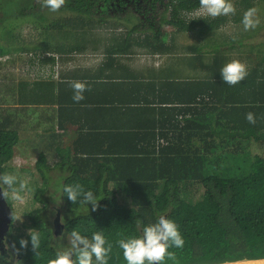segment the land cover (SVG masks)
<instances>
[{"label": "trees", "instance_id": "16d2710c", "mask_svg": "<svg viewBox=\"0 0 264 264\" xmlns=\"http://www.w3.org/2000/svg\"><path fill=\"white\" fill-rule=\"evenodd\" d=\"M232 2L234 14L194 20L190 14L199 7V0H65L57 11L98 17L103 23L109 17L120 16L116 14L118 11L131 10L138 22L115 40L110 53L127 54L136 45L154 52H170L172 48L168 41L171 35L165 26L206 41L205 37L219 33L227 25L241 23L247 10L257 11L260 5L264 6V0ZM5 5L0 2V10L6 14ZM15 9L18 15L20 10L37 9L41 12L49 8L42 6L41 0H31L24 7ZM39 17L44 19L42 15ZM70 22L71 30L79 32L84 28ZM53 26L62 28L65 25L55 23ZM246 35L247 32L242 31V41L236 38L227 41L231 45L229 49L213 46L212 41L191 47L193 58L186 63L202 73L197 80L182 77L177 79L182 82L179 84L174 83L171 74L166 75V93L170 95L176 91L182 111L192 115L184 118L181 126L175 123L176 130L164 132L165 125L158 127L154 123L140 133L110 132L101 138L106 149L87 153L108 157L72 164L74 170L64 178L63 185L79 183L85 190L102 195L104 198L96 210L86 215L78 214L82 205L79 201H70L62 191L68 217L63 224L60 221L64 227L58 229L50 222L52 211L45 197L47 188L38 187L34 200L40 206L29 212L28 220L32 230L40 233V246L37 250L32 248L29 234L14 237L12 224L6 243L9 255L0 250V264H47L57 250L70 246L73 230L89 237L94 231L102 230L113 244L108 264H126L116 241L128 235H140L142 226L138 228L136 220L141 219L142 224L154 223L157 213L161 212L175 221L185 241L183 248L169 249L174 253V259L166 258L164 264H225L264 259V157L249 158L251 156L246 154V160L242 157V162L235 157L234 167L225 173L207 171V157L220 144L217 138L222 143L229 140L264 142V43L258 47H246L243 42ZM236 41L242 46L248 74L238 84L228 85L219 72L226 62L232 60L230 53L237 49ZM47 47L45 45L42 51L49 52L51 49ZM86 47L65 45L50 52L74 53L84 51ZM244 49L248 51L247 58ZM10 52L0 47V57ZM49 90L54 96V89H49L45 82L33 86L23 82L18 103L61 106V97L58 102L55 98L47 100ZM249 112L255 114L254 124L246 119ZM1 115L0 174H5L15 158L19 136L12 116ZM173 125L171 122L170 126ZM161 139L167 144L161 145ZM92 141L88 140L89 143ZM89 161H96V166L90 165ZM239 166H242L240 170ZM88 168L95 173L84 176ZM35 169L47 185L52 167L48 165L45 153L39 154ZM112 182H115L116 190L110 188ZM190 186L201 190L198 199L185 194ZM7 201L11 205L8 198ZM58 215L59 212L56 219ZM22 239L29 241L26 247H21Z\"/></svg>", "mask_w": 264, "mask_h": 264}, {"label": "crops", "instance_id": "0c3cea01", "mask_svg": "<svg viewBox=\"0 0 264 264\" xmlns=\"http://www.w3.org/2000/svg\"><path fill=\"white\" fill-rule=\"evenodd\" d=\"M122 34L125 33H118L97 44L94 49L99 56L96 57L90 54L91 46L74 53L53 51L27 55L25 62L32 75L25 79L19 74L16 76L31 86L45 82L49 89H54V96L52 91L47 92V100L55 98L58 102L61 97L63 104L20 105L19 91L14 93L17 102L10 106L13 110L1 115H11L17 127L19 142L14 159L25 163L34 157L36 163L39 154L45 153L52 170L60 171L56 168L61 167L63 173L55 176L64 178L72 174V164L76 162L82 164L86 159L108 157L87 153L106 149L101 138L110 132L140 133L154 123L158 127L165 125L166 132L176 130L177 123L181 126L184 118L192 117L182 111L176 91L170 95L166 93L165 77L169 73L174 83L179 84L182 82L177 79L182 77L197 80L202 73L197 68L193 69L192 64L188 66L186 61L193 58L191 47L198 46L200 42L207 44V41L194 34L180 33L190 36L189 43H183V37L178 39L177 34L171 35L168 41L172 48L170 52H154L136 45L127 54L110 53L109 49ZM176 62L179 66H188L185 75L176 69ZM73 81L87 86L84 99L79 103L72 99ZM166 99L169 101L165 102ZM171 122L173 126H170ZM88 140L93 141L89 143ZM89 162L96 166V161ZM93 173L95 171L88 168L83 175ZM110 188L117 189L115 182L110 183Z\"/></svg>", "mask_w": 264, "mask_h": 264}, {"label": "rangeland", "instance_id": "374dc122", "mask_svg": "<svg viewBox=\"0 0 264 264\" xmlns=\"http://www.w3.org/2000/svg\"><path fill=\"white\" fill-rule=\"evenodd\" d=\"M0 2L2 5L6 3L5 8L8 13L5 14L4 10H0V47L11 51L8 55L13 57L8 63H0L1 114L12 111L13 109L10 106L17 102L14 93L19 91L22 77H17L16 75L19 74L20 76H23V79L32 75V73H29L30 70L25 62V59L31 55L30 53L36 55L51 53L50 51L52 49H55L56 47L58 49L60 46L65 45L69 47L91 46L92 49L90 48V50L92 51L90 54L92 57H96L99 56L98 51L96 52L94 49L97 44L100 42H106L107 39L118 33H126V31L130 30L134 23H136L133 21L129 24L127 21L117 19L100 23V19L96 17L91 18L69 11H52L50 9H45L41 12L37 9H32L30 11L24 10V12H21L22 10H20V13L18 12L17 15L15 8H19V6L20 8L24 7V5L30 3L31 0H0ZM32 3L34 2L32 1ZM40 15L44 17L43 20L40 19ZM255 18L260 21L255 28L245 30L242 22L237 25L229 24L219 33L214 32V34L205 37L207 38L206 41H212L213 46L216 45L219 47L221 45V47L229 49L228 46L230 47L231 45L227 41H230L232 38H236L237 41H242V31H244L247 32V35L243 39L246 47H258L260 44L264 43V6L260 5L257 8ZM69 21L73 22V25L76 27L84 26V28L79 30V32H76L73 29L71 30L72 26L69 24ZM55 23L65 26H62L63 29L60 27L58 28L57 26H53ZM164 28L170 33V35L177 34L178 39L183 37V43H189L190 39L188 41V37L190 36H187L188 34L177 33L173 27L165 26ZM185 37L187 38L185 39ZM237 41L234 43L237 49L232 51L230 55H232V59H238L245 64L246 61L242 57V46L240 42ZM45 45L48 46L47 48L51 49L49 52L42 51ZM244 51L245 57L247 58L248 51H246V49H244ZM175 67L180 73H182L181 75H185V71L188 70V66H185V64L179 66V62L175 63ZM6 105L8 106L7 108H5ZM222 137L224 138L226 136L222 135ZM217 141L220 143L219 146L214 150L212 155L207 157V171L209 172L215 170L220 173H225L228 169L234 167L233 164H235V157H239L241 162L243 161L242 157L244 161L246 160V154L251 156L249 158L255 156L264 157V142L229 140L222 143L220 139H217ZM34 159V157L29 158L25 163H21L20 159H14L5 172L17 174L21 179L27 180L32 189V191L24 193L25 198L22 202H16L8 198L14 210L15 218L12 228V235L14 237L27 235L30 230H32L28 220V214L33 209L40 206L38 203H35L34 200L35 192L38 187L46 186L47 188L45 197L50 202V209L52 211L50 214L51 224H54L58 212L60 213V221L62 224L64 223V219L68 217L65 213V203L62 196V187L65 177L55 176L63 173L60 169L61 167L59 166L60 168H56L61 172L53 169L48 173L46 185V181H43L41 177L37 175ZM241 168L242 166L239 170ZM200 192L201 190L197 186H190L188 190L185 191V194L189 197L192 196L195 199H198ZM87 207L82 205L78 209V214L86 215L94 211L92 210L91 204L87 205Z\"/></svg>", "mask_w": 264, "mask_h": 264}, {"label": "clouds", "instance_id": "9594fccd", "mask_svg": "<svg viewBox=\"0 0 264 264\" xmlns=\"http://www.w3.org/2000/svg\"><path fill=\"white\" fill-rule=\"evenodd\" d=\"M42 6L56 11L61 8L65 0H41ZM255 9H249L244 13L242 24L245 30L255 28L259 19L255 18ZM235 13L232 0H199V7L191 13L194 19L207 17L227 16ZM5 62L13 59L11 55ZM2 56V57H5ZM220 75L224 83L236 85L248 74L246 65L238 59L226 62L220 68ZM73 89V101L79 103L84 99L86 84L80 81L71 83ZM249 123L256 122L255 114H246ZM0 191L5 198L16 202H22L24 193L32 191L27 180L21 179L17 174H0ZM63 193L73 203L79 201L87 207L91 204L92 210L99 207V201L104 197L92 190H85L79 183L65 184L62 187ZM89 210V208L87 207ZM136 225L142 226L140 235H128L116 241V245L122 250L126 264H164L166 258L174 259L171 248H183L184 238L178 225L174 220L168 218L165 212L157 213L154 223L142 224L141 219L136 220ZM30 242L32 248L37 250L41 243L40 233L30 230ZM70 246L59 249L54 253V258H49L47 264H108L113 244L106 238L102 230L94 231L91 236L82 235L79 231L73 230L70 233ZM29 241L22 239L21 247H26Z\"/></svg>", "mask_w": 264, "mask_h": 264}, {"label": "water", "instance_id": "95a60500", "mask_svg": "<svg viewBox=\"0 0 264 264\" xmlns=\"http://www.w3.org/2000/svg\"><path fill=\"white\" fill-rule=\"evenodd\" d=\"M13 218H14V210L12 206L8 203L7 198L4 197L2 191H0V250L1 251L2 250L4 251L5 248L4 244L12 228ZM57 220L60 223L59 215ZM60 225L64 227V225L62 224ZM225 264H264V259L244 260V261L225 263Z\"/></svg>", "mask_w": 264, "mask_h": 264}, {"label": "flooded vegetation", "instance_id": "af4514ba", "mask_svg": "<svg viewBox=\"0 0 264 264\" xmlns=\"http://www.w3.org/2000/svg\"><path fill=\"white\" fill-rule=\"evenodd\" d=\"M116 14H120V16H117V17H109V18H108L107 20H105V21H109V20H115V19H117V20H124V21H127L129 24H131V22H133V21H135L136 23L138 22V18H137L135 15H133V14L131 13V10L118 11ZM120 17H121V18H120ZM96 18H98V17H96ZM136 23H134V24H136ZM54 225H55L58 229L63 228V227L60 225V223L58 222L57 219L55 220ZM10 231H11V230H10ZM8 236H9V235H8ZM7 241H8V238L6 239L5 244H4V246H5L4 251L2 250V251H3V254L6 255V256L9 255V254H8L9 247H8V245L6 244Z\"/></svg>", "mask_w": 264, "mask_h": 264}, {"label": "built area", "instance_id": "2783aa9c", "mask_svg": "<svg viewBox=\"0 0 264 264\" xmlns=\"http://www.w3.org/2000/svg\"><path fill=\"white\" fill-rule=\"evenodd\" d=\"M190 16L193 17L191 14H190ZM193 18H194V17H193ZM31 55H32V54H31ZM8 59H9L8 56L0 57V63H1V62H5V61H7ZM160 144H161V145H166L167 142H166L165 139H161V140H160Z\"/></svg>", "mask_w": 264, "mask_h": 264}]
</instances>
